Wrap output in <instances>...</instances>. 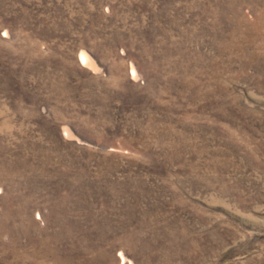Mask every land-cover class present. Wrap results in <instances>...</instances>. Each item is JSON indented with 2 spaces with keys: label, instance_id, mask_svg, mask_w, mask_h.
<instances>
[{
  "label": "rangeland",
  "instance_id": "374dc122",
  "mask_svg": "<svg viewBox=\"0 0 264 264\" xmlns=\"http://www.w3.org/2000/svg\"><path fill=\"white\" fill-rule=\"evenodd\" d=\"M0 264H264V0H0Z\"/></svg>",
  "mask_w": 264,
  "mask_h": 264
}]
</instances>
